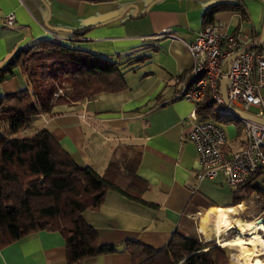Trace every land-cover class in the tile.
I'll return each instance as SVG.
<instances>
[{
	"label": "crops",
	"instance_id": "crops-1",
	"mask_svg": "<svg viewBox=\"0 0 264 264\" xmlns=\"http://www.w3.org/2000/svg\"><path fill=\"white\" fill-rule=\"evenodd\" d=\"M155 1L0 0L1 68L18 52L42 41L66 44L113 61L129 60L123 69L128 84L124 90L100 92L91 100L60 105L53 114L34 117L40 118L38 129L47 128L80 166H90L100 174L107 172L114 159L122 166L118 175L123 179L117 180L122 191H108L99 208L83 213L100 242L115 245L117 251L88 257L79 264H133L128 244L161 249L174 234L202 239L205 233L211 240L216 238L211 224L218 211L240 206L239 217L227 213L233 221L235 217L252 219L262 211L261 200L251 208L245 202L255 189L252 181L233 189L222 176L197 180L199 152L188 138L194 105L174 98L178 81L193 65L188 44L197 33L221 22L223 33L250 36L249 47L260 38L261 0ZM132 4L138 6L140 18L134 17ZM128 5L122 17L106 22ZM212 10L213 19L208 21ZM9 13L16 16L12 26L3 24ZM166 28L176 38L162 36ZM32 89L19 66L0 81V97ZM228 139L232 151L245 144L242 133ZM125 166L134 170H125ZM108 177L117 179L111 173ZM237 199L243 200L236 204ZM0 264H68L65 235L59 229L40 230L0 246Z\"/></svg>",
	"mask_w": 264,
	"mask_h": 264
},
{
	"label": "trees",
	"instance_id": "trees-1",
	"mask_svg": "<svg viewBox=\"0 0 264 264\" xmlns=\"http://www.w3.org/2000/svg\"><path fill=\"white\" fill-rule=\"evenodd\" d=\"M234 8L242 11L240 5ZM213 14V10L209 12L208 21ZM128 63L129 60L113 61L66 44L42 41L32 49L18 52L13 61L0 67V81L19 66L33 88L32 92L24 90L0 97V121L6 123L5 129L10 133L0 131V246L40 230L59 229L66 238L68 264L117 251L115 245L100 242L98 232L85 221L83 213L99 208L108 191H122L117 186V180L123 179L118 175L122 168L118 160L114 159L107 172L100 174L90 166L76 163L47 128L31 136L12 134L27 127L39 114H53L57 106L91 100L100 92L124 90L128 84L123 69ZM60 86L65 92L54 98ZM199 113L221 121L209 110ZM133 168L124 167L131 171ZM109 173L117 179H110ZM258 178L263 184L261 172L252 180ZM242 200L237 199L236 204ZM62 217L68 219L67 224L51 223ZM126 249L133 264H228L222 247L180 234H174L161 249L137 243L128 244Z\"/></svg>",
	"mask_w": 264,
	"mask_h": 264
},
{
	"label": "built area",
	"instance_id": "built-area-1",
	"mask_svg": "<svg viewBox=\"0 0 264 264\" xmlns=\"http://www.w3.org/2000/svg\"><path fill=\"white\" fill-rule=\"evenodd\" d=\"M15 22L14 13L5 15L3 19L6 26H12ZM223 28L221 22L207 25L188 44L193 65L188 74L178 81L174 98L189 100L194 105L188 138L196 144L199 152L197 180L213 181L222 176L227 186L237 189L260 172L264 177V124L242 115L264 119V42L229 61L231 56L245 49L252 38L223 33ZM161 35L176 38L169 28ZM224 83L227 100L222 89ZM59 95L55 93L54 98ZM202 109L209 110L221 121L243 123L245 144L239 149L230 150L228 135L221 122L210 118L199 119ZM252 219L257 222L256 230L264 241V207ZM253 230L246 228L243 237H253ZM229 235L242 238L237 230L225 237ZM215 241L223 246L217 238ZM256 244L258 255L255 256L264 260L263 244ZM236 258V252L230 254L231 262Z\"/></svg>",
	"mask_w": 264,
	"mask_h": 264
},
{
	"label": "bare ground",
	"instance_id": "bare-ground-1",
	"mask_svg": "<svg viewBox=\"0 0 264 264\" xmlns=\"http://www.w3.org/2000/svg\"><path fill=\"white\" fill-rule=\"evenodd\" d=\"M238 208H240V206L231 210L218 211L211 224L216 234L215 237L223 246H231L233 249H236L238 251V253H236L237 258L231 264H264L263 259H261L259 256H255L258 255L256 254V243L262 242V246L264 247V241L262 240L260 233L256 230L258 225L257 222L253 219L238 220V218L236 217L235 221H233L228 215L229 213L236 214ZM246 228H250V230L254 229L252 231L253 237H243ZM233 230H237L239 237L242 238L230 239L225 237L229 232L231 233V231Z\"/></svg>",
	"mask_w": 264,
	"mask_h": 264
},
{
	"label": "rangeland",
	"instance_id": "rangeland-1",
	"mask_svg": "<svg viewBox=\"0 0 264 264\" xmlns=\"http://www.w3.org/2000/svg\"><path fill=\"white\" fill-rule=\"evenodd\" d=\"M261 3L263 4V7H264V2L261 1ZM263 22H264V15H263L262 21H260V23H259L258 28L260 29V31L262 29ZM64 92H65L64 87L60 86L58 89V93L61 95ZM253 112H254V110H253ZM38 119H40V118H33L27 127L22 129L20 132H18L16 134H12V135L21 136V137L33 135L35 132H37L39 130L38 129L39 128V122L37 121ZM219 122H221V124L223 125V128L226 130L227 135L230 139H234L236 135H238V134L240 135V133H242V131H243V123H241V122H238V121H232V122L219 121ZM5 128H6V123L3 121H0V131L10 135L8 130H6ZM256 179L254 181L252 180V182L255 183V186H254L255 189H254L253 193L252 192L249 193V196L247 197L245 202H247V207L251 208V207H253L254 204H258V202H257L258 200H261V202H262L261 206L263 208L264 207V186H263V184L260 183V181H261L260 178H258L260 180H256ZM262 208H261V210H262ZM235 215L238 216L237 214H235ZM67 220H68L67 218L62 217L58 220H51V223L55 222L56 224L65 225V224H67ZM227 238L231 239V238H233V235H229ZM215 239L216 238L208 240L205 233H204V236H202V240H204L206 242H211L217 246H220L217 244ZM220 247H222L224 249V251L227 255L228 264H231L232 262L230 261V254L234 253V252L238 253V251L235 249H231L232 248L231 246H228V247L220 246Z\"/></svg>",
	"mask_w": 264,
	"mask_h": 264
},
{
	"label": "water",
	"instance_id": "water-1",
	"mask_svg": "<svg viewBox=\"0 0 264 264\" xmlns=\"http://www.w3.org/2000/svg\"><path fill=\"white\" fill-rule=\"evenodd\" d=\"M157 1H160V0H157ZM157 1H155V2H157ZM218 1H222V2H230V1H233V0H218ZM261 1L264 2V0H261ZM153 4H154V2L151 3V4L149 5L148 10L150 9V7H151ZM130 6H132V7H134V8L136 9V11L134 12V17H138V18H140V16H138V6H137L136 4H132V5H130ZM130 6L128 5V6L124 9V11H123L122 13H120L117 17H115V18H113V19H110V20H108V21H106V22L113 21V20H116V19L122 17V16L126 13V11L128 10V8H129ZM146 13H147V10H146L145 13L143 14V16L146 15ZM46 22H48V20H47ZM55 29H56V28H55ZM58 30H66V31H71V32H77L76 30H73V29H65V28H64V29L59 28ZM263 42H264V23H263L262 30H261V33H260V38L258 39V41H256L255 43H253V44L250 45L249 47H247V48H245V49L239 51V52L236 53L235 55L231 56V57L229 58V61H231L232 59L236 58L238 55H240V54L246 52L247 50H249V49H251V48H253V47H257L258 45H261ZM222 89H223V92H224V95H225V98H226V83L223 84ZM226 100H227V98H226ZM241 114H242V113H241ZM242 115H243L244 117H247V118H250V119H252V120H254V121H257V122H259V123H261V124H264V119H261V118H255V117H252V116H249V115H246V114H242Z\"/></svg>",
	"mask_w": 264,
	"mask_h": 264
}]
</instances>
